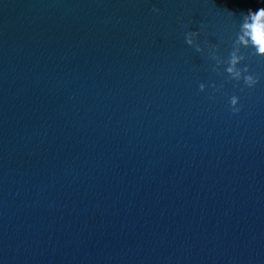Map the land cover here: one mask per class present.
Returning <instances> with one entry per match:
<instances>
[{
    "label": "water",
    "instance_id": "water-1",
    "mask_svg": "<svg viewBox=\"0 0 264 264\" xmlns=\"http://www.w3.org/2000/svg\"><path fill=\"white\" fill-rule=\"evenodd\" d=\"M259 7L0 0V264H264V58L221 63Z\"/></svg>",
    "mask_w": 264,
    "mask_h": 264
},
{
    "label": "clouds",
    "instance_id": "clouds-1",
    "mask_svg": "<svg viewBox=\"0 0 264 264\" xmlns=\"http://www.w3.org/2000/svg\"><path fill=\"white\" fill-rule=\"evenodd\" d=\"M153 12H159L158 8H153ZM233 16H238L239 19L235 21L234 32V46L226 62L225 71L228 74V81L226 84H233L241 92L245 89H255L261 84L260 76L255 73L252 68L246 63L248 56L241 50H249L252 56L264 58V7L256 9H248L242 14L231 13ZM201 31H186L185 40L189 46L194 47L198 52H203L204 48L200 44ZM205 43L215 50H219V45L212 44L207 40ZM217 59H219L217 57ZM226 84L217 85L213 83V89L210 99H214L215 95L222 93ZM242 85V87H241ZM199 91L202 93L208 92V85L201 83ZM229 110L233 114H239L242 111L241 97L233 94L228 100Z\"/></svg>",
    "mask_w": 264,
    "mask_h": 264
}]
</instances>
